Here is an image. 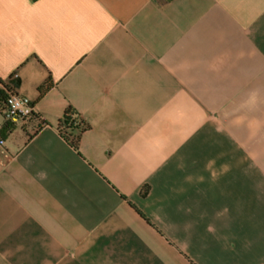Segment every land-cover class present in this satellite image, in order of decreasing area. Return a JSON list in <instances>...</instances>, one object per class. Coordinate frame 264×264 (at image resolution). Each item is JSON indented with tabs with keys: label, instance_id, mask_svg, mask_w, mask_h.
Masks as SVG:
<instances>
[{
	"label": "crops",
	"instance_id": "obj_1",
	"mask_svg": "<svg viewBox=\"0 0 264 264\" xmlns=\"http://www.w3.org/2000/svg\"><path fill=\"white\" fill-rule=\"evenodd\" d=\"M7 89L0 264H264V0H0Z\"/></svg>",
	"mask_w": 264,
	"mask_h": 264
},
{
	"label": "built area",
	"instance_id": "obj_2",
	"mask_svg": "<svg viewBox=\"0 0 264 264\" xmlns=\"http://www.w3.org/2000/svg\"><path fill=\"white\" fill-rule=\"evenodd\" d=\"M36 113L35 103L28 96L22 95L16 91H9L5 98V107L3 114L8 122L25 121ZM71 118L79 120L77 114L72 112ZM0 140V144H3Z\"/></svg>",
	"mask_w": 264,
	"mask_h": 264
},
{
	"label": "trees",
	"instance_id": "obj_3",
	"mask_svg": "<svg viewBox=\"0 0 264 264\" xmlns=\"http://www.w3.org/2000/svg\"><path fill=\"white\" fill-rule=\"evenodd\" d=\"M42 88L41 90H43ZM10 90H0V96L6 98ZM72 110H68L63 119L59 122V129L62 136L73 146L77 147L81 133L88 128V125L81 119L71 118Z\"/></svg>",
	"mask_w": 264,
	"mask_h": 264
}]
</instances>
